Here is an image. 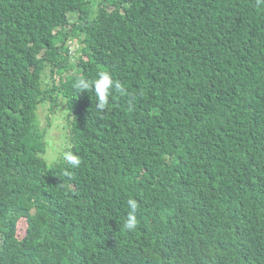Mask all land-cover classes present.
<instances>
[{
  "label": "trees",
  "instance_id": "trees-1",
  "mask_svg": "<svg viewBox=\"0 0 264 264\" xmlns=\"http://www.w3.org/2000/svg\"><path fill=\"white\" fill-rule=\"evenodd\" d=\"M0 264H264V3L0 0Z\"/></svg>",
  "mask_w": 264,
  "mask_h": 264
},
{
  "label": "rangeland",
  "instance_id": "rangeland-1",
  "mask_svg": "<svg viewBox=\"0 0 264 264\" xmlns=\"http://www.w3.org/2000/svg\"><path fill=\"white\" fill-rule=\"evenodd\" d=\"M98 0H90L91 4H95ZM79 47L77 41L69 42L70 59L73 62H80L81 59L75 56V51ZM38 120L41 129L45 130L46 150L42 157L47 163H54L60 156L65 154L69 146V127L68 110L66 108L65 99L61 95L57 96L56 105L53 111H49L48 102H43L38 108Z\"/></svg>",
  "mask_w": 264,
  "mask_h": 264
},
{
  "label": "clouds",
  "instance_id": "clouds-1",
  "mask_svg": "<svg viewBox=\"0 0 264 264\" xmlns=\"http://www.w3.org/2000/svg\"><path fill=\"white\" fill-rule=\"evenodd\" d=\"M258 3H264V0H258ZM119 87L120 85L114 81L111 73L107 71L99 72L91 83H89L87 79L81 78L75 84V88L80 92H87L89 89L94 91L97 98V108L99 110H104L106 108L109 104L113 88ZM64 160L72 167H79L81 164V158L71 151L64 154ZM127 205L130 210L126 216L123 227L125 230L134 231L138 225V218L136 215L138 202L134 198H129L127 200Z\"/></svg>",
  "mask_w": 264,
  "mask_h": 264
}]
</instances>
